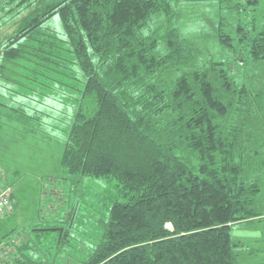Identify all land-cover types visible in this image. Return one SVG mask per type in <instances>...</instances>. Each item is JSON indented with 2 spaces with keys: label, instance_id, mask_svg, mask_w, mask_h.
Segmentation results:
<instances>
[{
  "label": "trees",
  "instance_id": "1",
  "mask_svg": "<svg viewBox=\"0 0 264 264\" xmlns=\"http://www.w3.org/2000/svg\"><path fill=\"white\" fill-rule=\"evenodd\" d=\"M219 1L253 12L237 26L242 51L223 19L220 45L239 64L246 53L252 63L264 62V25L259 30L254 16L259 0ZM179 2L0 0L5 115L29 134L65 137L61 166L73 185L114 181L125 199L110 206L102 238L83 264H240L234 227L264 221L253 207L260 187L244 182L234 124L260 95L238 84L232 63L200 59L177 26ZM158 14L165 22L152 28ZM55 17L63 31L49 26ZM167 71L172 81L161 78ZM4 218L0 264H53L39 246L40 234L51 230L33 231L40 242L33 233L16 240L25 233L4 229ZM70 227L53 247L70 243Z\"/></svg>",
  "mask_w": 264,
  "mask_h": 264
},
{
  "label": "rangeland",
  "instance_id": "2",
  "mask_svg": "<svg viewBox=\"0 0 264 264\" xmlns=\"http://www.w3.org/2000/svg\"><path fill=\"white\" fill-rule=\"evenodd\" d=\"M237 1L227 0L226 3L234 5ZM242 2L246 6L245 1ZM177 9L176 23L181 35L199 50L200 59L206 64L232 63V73L238 84H245L252 93L256 91L260 95V98L241 107L242 110L234 116V124L240 138L237 156L243 150L244 182L260 187L253 207L256 212L264 214V62L252 63L246 53V63L239 64L234 53L223 48L218 39V25L223 19L229 25L227 32L235 38L236 50L242 51L237 26L247 21L246 13L253 12L249 10L239 14L222 8L219 0H180ZM254 16L261 30L264 0H259ZM163 22L165 16L158 14L153 19L154 26H151L156 28ZM49 26L63 31L59 17L53 18ZM6 29L12 33L8 26ZM163 51L164 47L158 49L159 54ZM187 70L182 69L184 72ZM170 72H164L161 78L171 80ZM7 111L0 106V187L10 188L16 207L10 218L1 220L3 227L23 231L25 234L21 238L14 237L20 241L36 229L51 230L40 234L39 246L44 252L41 257L52 259L53 264H83L82 261L102 238L103 222L107 220L110 206L125 199L114 181L86 178L77 186L73 185L71 181L74 178L66 176L61 166L65 137L55 139L44 132L29 134L22 126L10 122L8 114L4 113ZM68 226H71L70 243L61 249L53 247L54 241L61 236L59 231ZM32 237L39 241L37 234L33 233ZM233 237L239 244L236 253L240 264H264V221L235 226ZM15 248L14 254L18 250ZM33 253L28 250L29 255L33 256Z\"/></svg>",
  "mask_w": 264,
  "mask_h": 264
},
{
  "label": "built area",
  "instance_id": "3",
  "mask_svg": "<svg viewBox=\"0 0 264 264\" xmlns=\"http://www.w3.org/2000/svg\"><path fill=\"white\" fill-rule=\"evenodd\" d=\"M15 205L13 201V193L10 188H5L0 190V219L14 212ZM0 244V251H1Z\"/></svg>",
  "mask_w": 264,
  "mask_h": 264
},
{
  "label": "water",
  "instance_id": "4",
  "mask_svg": "<svg viewBox=\"0 0 264 264\" xmlns=\"http://www.w3.org/2000/svg\"><path fill=\"white\" fill-rule=\"evenodd\" d=\"M0 242H1V240H0Z\"/></svg>",
  "mask_w": 264,
  "mask_h": 264
}]
</instances>
